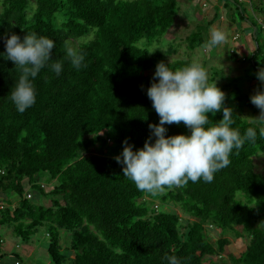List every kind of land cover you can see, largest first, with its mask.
<instances>
[{
    "label": "trees",
    "instance_id": "16d2710c",
    "mask_svg": "<svg viewBox=\"0 0 264 264\" xmlns=\"http://www.w3.org/2000/svg\"><path fill=\"white\" fill-rule=\"evenodd\" d=\"M228 1L237 5L242 22L251 23L249 38L255 50L250 67L264 68L258 39L263 28L256 18L249 19L245 2ZM249 3L263 15L255 1ZM0 5V227H10L25 243L45 228L52 264H68L71 256L70 264H169L166 256L177 257L180 264H264V174L255 171L253 160L264 152L258 129L256 142L233 149L229 166L215 173L211 183L189 181L159 195L139 191L115 160L125 140L134 150L149 137L155 141L149 125L159 124L160 118L147 89L157 63H170L160 51L151 55L138 44L158 43L168 33L179 11L178 0H0ZM210 25L198 26L187 38L189 51L208 41ZM28 32L54 40L55 47L48 65L30 78L36 103L20 113L9 99L19 73L5 59V37L16 34L23 39ZM91 34L92 40L76 48L85 57L77 70L66 59L63 44ZM232 60L238 62L236 56ZM57 61L62 63L59 75L50 67ZM191 62L169 66L174 70ZM241 79L229 80L221 90L235 92ZM229 95L225 105L234 112L230 127L243 136L256 125L240 114ZM244 97L248 108L259 114ZM208 115L213 123L223 119V112ZM165 127L168 136L190 135L183 124ZM104 145L113 148L107 151ZM41 173L50 175L52 187L36 186ZM28 187L52 197V206L33 204ZM7 192L18 199L7 203ZM150 197L179 212H166L150 203ZM183 217L190 219L186 225ZM259 221L246 250L229 255V261L224 255L230 241L220 237L213 242L208 236L212 225L235 232ZM61 232L71 238L66 249L71 255L63 254ZM5 256L0 240V260ZM14 258L24 264L19 255Z\"/></svg>",
    "mask_w": 264,
    "mask_h": 264
},
{
    "label": "clouds",
    "instance_id": "9594fccd",
    "mask_svg": "<svg viewBox=\"0 0 264 264\" xmlns=\"http://www.w3.org/2000/svg\"><path fill=\"white\" fill-rule=\"evenodd\" d=\"M5 41V59L12 61L19 73L9 99L20 113H24L36 103L32 79L51 61L55 42L29 32L23 39L11 34L5 37ZM226 42V33L213 26L210 39L202 47L211 49ZM63 48L66 59L79 70L84 54L68 41L64 42ZM170 64L160 61L156 65L153 82L147 89V96L160 118L159 124L149 125L155 141L149 137L141 149L134 150L125 140L122 153L115 157L117 163L123 165V176L139 191L152 195L182 188L189 181L196 183L203 179L211 183L215 173L229 166L233 149H241L246 141L254 144L257 129L260 137H264V90L258 89L250 97L251 103L260 110L259 116L250 117L256 127H248L241 136L238 130L230 127L234 123V112L225 105L226 93L216 81L210 82L206 68L195 59L174 70ZM50 67L57 75L62 71L59 61ZM256 75L264 84V68H260ZM219 112H223V119L213 123L208 114L215 116ZM173 124H183L190 135H166L165 125ZM165 258L169 264H180L175 256Z\"/></svg>",
    "mask_w": 264,
    "mask_h": 264
},
{
    "label": "rangeland",
    "instance_id": "374dc122",
    "mask_svg": "<svg viewBox=\"0 0 264 264\" xmlns=\"http://www.w3.org/2000/svg\"><path fill=\"white\" fill-rule=\"evenodd\" d=\"M240 1L245 2V7L250 13L248 15L249 19L255 20L256 18L259 21L258 23L261 25V28H263V31L258 33V39L263 47L264 56V4L259 3L262 2V0H253L258 5V11H263V15L261 12L260 15H258V12L253 11V5H249V1L251 0ZM178 2L179 11L176 15L175 23L169 29L168 33L158 43L149 45L147 42L141 41L138 44V47L152 52L150 53L151 55L160 51L165 56L167 63H170V60L172 62L193 59L197 60L208 71L210 80L216 78L217 86L219 88L228 84L231 79L242 78L237 83V90L235 92L233 91L231 93L233 90L231 88L230 90H226L225 93L230 94V99L234 101L235 106L237 105V110L245 119L251 122L250 117H257L259 114L254 113L248 108L246 103L247 100L244 96H248L250 99V97L258 89L264 90V84H261L256 75L259 68L255 70L249 65L252 53L255 50V44L254 41H250V31H246L245 29L250 27L252 28L251 23L248 19L245 22L240 20L238 13L235 10L237 5L233 1L178 0ZM1 11L2 7L0 5V13ZM207 22H211L206 35L208 36V40L210 39V28L215 26L226 33L227 42L211 49L201 47L197 48L195 51H189L187 47V38L196 31L198 26L205 25ZM255 30L256 29H254V31ZM245 31L248 32V34H246ZM92 38L93 35L91 34L88 37L71 39L69 42L71 46L78 48L82 43H87L92 40ZM171 47H173L174 52H169ZM160 49H163L166 53ZM233 56L237 57L238 62L232 60ZM260 59L261 60L259 61L261 62L264 58L260 57ZM155 70L156 69L153 71L154 73ZM151 75L154 76L152 73ZM240 102L242 105H238ZM103 148L110 151L113 148V145H104ZM253 160L255 171L259 174H264V152H258ZM24 184L27 186L26 180L24 181ZM35 184L38 187H52L54 182L49 174L41 173L35 178ZM27 189H29L27 194H32V198L30 200H32L31 202L33 204L41 205L47 208L52 206V197H44L39 192L30 190V187ZM238 197L240 199H244L243 195L240 193L238 194ZM16 198L18 199L16 194L7 192L6 198L4 199H7V203H9L14 201ZM148 201L150 203H155L156 206L162 207L166 212H179V210L175 209L173 206H163L158 199H152L150 197ZM189 221V218H184L183 224L186 225ZM260 225L261 223L259 221L249 228L239 227L235 232H223L218 229L216 225H212L208 228V236L213 242L220 237L226 238L230 241V246L227 247L226 254L224 255V259L229 261V255L238 256L246 250L253 230L258 229ZM61 236L63 254L71 255L66 252V249L70 248V236L66 232H61ZM0 240L3 241V251L6 255L2 260H0V264H12L15 259L14 255H19L29 264H52L51 258L48 254L49 241L46 237L45 228H39L36 235L32 237L28 243H25L14 235L13 230L10 227H0ZM24 252L32 254L31 257H24ZM71 257L73 258V256ZM71 257H69L70 261L68 264L71 263ZM215 264L222 263L215 261Z\"/></svg>",
    "mask_w": 264,
    "mask_h": 264
},
{
    "label": "crops",
    "instance_id": "0c3cea01",
    "mask_svg": "<svg viewBox=\"0 0 264 264\" xmlns=\"http://www.w3.org/2000/svg\"><path fill=\"white\" fill-rule=\"evenodd\" d=\"M246 31H250L249 33H251V31H252V28L250 27V28H247V29H245ZM247 34H248V32H247ZM46 237H47V235H46ZM31 255L32 254H30V253H27V252H24L23 253V256L24 257H27V258H29V257H31ZM15 260V259H14ZM24 264H29L28 262H25V260H24Z\"/></svg>",
    "mask_w": 264,
    "mask_h": 264
},
{
    "label": "built area",
    "instance_id": "2783aa9c",
    "mask_svg": "<svg viewBox=\"0 0 264 264\" xmlns=\"http://www.w3.org/2000/svg\"><path fill=\"white\" fill-rule=\"evenodd\" d=\"M1 175H4V172H3V171H0V176H1ZM27 198H28V199H31V198H32V195H31V194H28V195H27ZM12 264H22V263H21V261L15 259V260L13 261Z\"/></svg>",
    "mask_w": 264,
    "mask_h": 264
},
{
    "label": "water",
    "instance_id": "95a60500",
    "mask_svg": "<svg viewBox=\"0 0 264 264\" xmlns=\"http://www.w3.org/2000/svg\"><path fill=\"white\" fill-rule=\"evenodd\" d=\"M256 31V30H255ZM255 31H254V35H255Z\"/></svg>",
    "mask_w": 264,
    "mask_h": 264
}]
</instances>
